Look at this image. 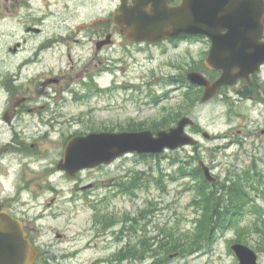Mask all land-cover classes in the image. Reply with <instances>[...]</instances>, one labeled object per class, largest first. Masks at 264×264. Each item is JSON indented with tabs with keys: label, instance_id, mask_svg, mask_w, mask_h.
I'll return each instance as SVG.
<instances>
[{
	"label": "flooded vegetation",
	"instance_id": "obj_1",
	"mask_svg": "<svg viewBox=\"0 0 264 264\" xmlns=\"http://www.w3.org/2000/svg\"><path fill=\"white\" fill-rule=\"evenodd\" d=\"M60 1L64 6H59V0H0V24L6 26L0 29V225L5 219L17 221L37 251L32 264H72L80 247L74 248L73 242L62 245L67 238L61 226L67 223L69 205L81 201L93 211L91 225L75 232V238L85 236V248L97 250L100 243L105 248L114 246L111 255L95 258L91 263L119 264L121 248H131L136 242L131 240L133 231L128 227L131 213L120 217L109 212L113 209L110 201L117 196L132 202L137 198L136 170L129 169L123 177L115 174L91 182L89 178L93 173L119 166L122 158L130 154L75 173L58 167L70 141L90 133L121 131L115 125L104 126L102 116L99 125L93 121L103 110L97 107V97L104 89L96 78L105 69L113 72L115 60L131 57L138 47L181 41L198 45L199 54H191L192 61L184 64L177 86L192 88L201 97L204 87L191 84L186 73L197 71L212 83L224 70L214 67L218 62L207 61L215 41L209 35L187 34L147 44L136 43L121 33L122 8L132 5V0H117L112 10H101L96 16L87 9L84 13L74 9L72 16H81L75 24L68 23L67 17L59 20V10L66 11L65 5L69 7L76 0ZM141 1L149 4L147 9L154 3ZM159 1L173 8L189 5L191 0ZM212 1L225 7L230 1L244 5L248 0L194 3L210 5ZM82 5L85 7L86 2ZM255 16L256 22L245 26L243 41L260 47L264 46V20L257 13ZM226 32L227 28L220 30L222 34ZM190 49L189 46L187 51ZM240 71L239 65L232 66V83L221 86L208 102L246 100L253 106L264 104V64L246 75ZM74 125L79 127L74 129ZM263 131L264 124L260 128L264 136Z\"/></svg>",
	"mask_w": 264,
	"mask_h": 264
},
{
	"label": "rangeland",
	"instance_id": "obj_2",
	"mask_svg": "<svg viewBox=\"0 0 264 264\" xmlns=\"http://www.w3.org/2000/svg\"><path fill=\"white\" fill-rule=\"evenodd\" d=\"M83 2H86L85 7ZM116 2L89 0L88 3V0H76L69 7L65 5L66 11L59 10V20L67 17L68 23L75 24L81 20V16H72L71 11L74 9H81L82 13L87 9L92 16H96L101 10H112ZM59 6H64L60 0ZM3 28L6 26L0 24V29ZM189 46L190 52L187 51ZM191 54H199L198 45L185 44L183 41L138 47L133 50L131 57L115 60L116 64L111 67L113 72L105 69L96 78V83L104 89L97 97L100 100L97 107L103 110H100V116L98 114L93 117L97 125L102 121L101 116L104 117L106 127L167 125L177 114L186 112L193 119V125L186 131L194 133L193 136L199 141L193 147L165 151L160 159L140 158L130 154L122 158L119 166L93 173L89 178L91 182L115 174L123 177L132 169L143 170V184L147 185L148 182L147 188L137 190V198L133 202L122 196L110 201L113 209L109 212H115L120 217L131 213L137 219L132 224L135 231L131 237L136 243L132 248H121L119 264H238L229 250L230 241L234 238L244 239L253 249L257 241H264L260 234L252 231L258 220L263 221L261 227H264V136L260 134L264 124V104L253 106L246 100L232 103L216 100L195 102L198 100L195 92L183 91L177 86L184 64L193 59ZM153 98L156 100L152 101ZM78 127L74 125V129ZM201 131L208 132L211 137L204 138ZM174 158L189 161L192 166L197 160H203L212 167L216 182H221L229 173L240 172L247 166H254L256 171L263 174L258 177L260 181L253 184L257 187L256 191L250 186L248 190L243 187L244 196L248 197L247 208L234 229L211 241L205 231L208 214L203 215L202 210L197 208L196 190L191 188L198 180H170L167 176L173 174L180 165L171 163ZM108 173L111 175H106ZM250 178L252 181L258 179ZM141 184L139 180L138 185ZM92 212L81 201L74 202L72 207L69 205L65 218L67 223L61 227L67 238V242L64 241L62 245L73 242L74 248L80 247L72 264H96L91 261L97 257H108L114 248H105L103 243L99 244L97 250L85 248L87 238H75V232L91 225ZM72 237L76 240L71 241ZM256 252L258 263L264 264V249H256ZM103 264L112 263L109 261Z\"/></svg>",
	"mask_w": 264,
	"mask_h": 264
},
{
	"label": "water",
	"instance_id": "obj_3",
	"mask_svg": "<svg viewBox=\"0 0 264 264\" xmlns=\"http://www.w3.org/2000/svg\"><path fill=\"white\" fill-rule=\"evenodd\" d=\"M189 1V5L174 8L167 7L159 0H153L148 11L138 3L124 19L128 26H121L122 33L134 35L135 41L148 43L161 41L164 38H175L184 34H207L215 41L209 52L208 61L218 62L216 68H222L221 77L210 84L199 73H188V79L205 87L203 101L212 98L221 85L229 84L230 68L240 66V74H248L264 63V46L246 43L245 26L256 22L259 14H264L253 4L260 2L251 0L250 4H227L221 7L214 1L210 5H199ZM260 12V13H259ZM123 19V22H124ZM228 29L222 34L221 29ZM228 36V37H227ZM219 38V39H218ZM227 38L225 41L221 40ZM192 120L185 116L178 120L176 126L167 130H159L154 135L151 130L124 131L119 133H92L86 137L71 141L66 149L65 158L58 165L70 173L84 167H94L101 163H109L114 158L127 153L138 154L161 153L165 148L176 149L184 145H195L196 140L185 133L186 125ZM203 136L208 134L203 132ZM203 173L208 180L214 178L209 174L207 166L200 161ZM16 223V222H15ZM13 221L4 220L1 227L3 237L0 238V264H30L36 252L23 231ZM239 260V264H258L256 253L248 246L240 243L231 245Z\"/></svg>",
	"mask_w": 264,
	"mask_h": 264
},
{
	"label": "trees",
	"instance_id": "obj_4",
	"mask_svg": "<svg viewBox=\"0 0 264 264\" xmlns=\"http://www.w3.org/2000/svg\"><path fill=\"white\" fill-rule=\"evenodd\" d=\"M186 114L183 112L182 114H177L176 118L172 119L167 125H171L178 117ZM145 125H138L137 128L141 129ZM160 126V127H159ZM159 126H153L151 129L161 128L166 126V124H159ZM172 164L177 165L180 163L179 167L170 174V179L176 180L181 177L191 178L198 182L195 185L191 186L196 190L197 198L195 199V203L197 208L202 210V214H208L206 218V226L205 231L210 236L211 241L216 239L215 237L218 233L225 234L227 231L234 229L240 218V215L243 212V207L246 205V202H242L240 189L243 188V181L241 180L244 176L247 175V172H243L242 175H239L240 178H236L233 182L229 184H223L221 189L217 192V186H211L201 175L200 168L198 166H191L189 161L179 160V159H172ZM229 178H225L224 181L227 182ZM140 179H138L139 182ZM251 183L250 180L247 181ZM242 216V215H241ZM262 220H258L254 225V229L252 230L256 234H260L264 240V227H261ZM236 242H243L247 243L244 239L235 240ZM256 249H264V241H257Z\"/></svg>",
	"mask_w": 264,
	"mask_h": 264
}]
</instances>
